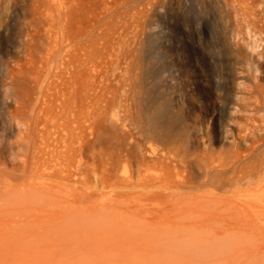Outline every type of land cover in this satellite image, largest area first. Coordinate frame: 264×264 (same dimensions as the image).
I'll return each mask as SVG.
<instances>
[{"label":"bare ground","instance_id":"bare-ground-1","mask_svg":"<svg viewBox=\"0 0 264 264\" xmlns=\"http://www.w3.org/2000/svg\"><path fill=\"white\" fill-rule=\"evenodd\" d=\"M26 4L13 60L0 61V227L24 244L0 264L23 254L39 264H227L212 247L195 249L217 237L223 211L224 237L247 230L224 238L228 250L264 248L261 149L206 164L174 137L149 100L150 65L107 3L101 20L94 0ZM200 175L211 189L195 191Z\"/></svg>","mask_w":264,"mask_h":264},{"label":"rangeland","instance_id":"rangeland-1","mask_svg":"<svg viewBox=\"0 0 264 264\" xmlns=\"http://www.w3.org/2000/svg\"><path fill=\"white\" fill-rule=\"evenodd\" d=\"M26 2L0 0V61L13 60L15 54L8 50L15 32L25 28ZM106 3L110 20L130 26L135 58L150 65L149 100L155 106L162 104L160 118L174 137L187 138L193 154L206 164L214 158H243L255 149H261L258 159H264V0H165L137 14L131 9L138 6V0H94L100 20L106 15ZM170 118L175 121L170 123ZM244 172L238 175L245 177ZM212 186L208 176L200 175L195 191ZM224 212L212 225L217 237L210 243L206 234L198 238L197 252L212 247L227 257V264H264L261 245L228 250L225 239L244 236L247 230L227 226L229 235L224 237L218 228ZM23 244L24 239L13 230L0 227V260L22 254ZM51 258L47 260L55 259ZM35 261L23 254L14 263L39 264ZM186 261L173 259L174 264Z\"/></svg>","mask_w":264,"mask_h":264}]
</instances>
